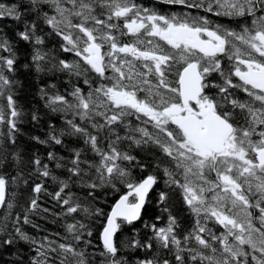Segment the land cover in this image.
<instances>
[{
    "label": "snow or ice",
    "instance_id": "6c2138e0",
    "mask_svg": "<svg viewBox=\"0 0 264 264\" xmlns=\"http://www.w3.org/2000/svg\"><path fill=\"white\" fill-rule=\"evenodd\" d=\"M0 264H264V0H0Z\"/></svg>",
    "mask_w": 264,
    "mask_h": 264
},
{
    "label": "flooded vegetation",
    "instance_id": "af4514ba",
    "mask_svg": "<svg viewBox=\"0 0 264 264\" xmlns=\"http://www.w3.org/2000/svg\"><path fill=\"white\" fill-rule=\"evenodd\" d=\"M148 3H149L148 5H151L153 3H156V0H150Z\"/></svg>",
    "mask_w": 264,
    "mask_h": 264
},
{
    "label": "trees",
    "instance_id": "16d2710c",
    "mask_svg": "<svg viewBox=\"0 0 264 264\" xmlns=\"http://www.w3.org/2000/svg\"><path fill=\"white\" fill-rule=\"evenodd\" d=\"M148 1H149V0H144L145 3L149 4Z\"/></svg>",
    "mask_w": 264,
    "mask_h": 264
},
{
    "label": "rangeland",
    "instance_id": "374dc122",
    "mask_svg": "<svg viewBox=\"0 0 264 264\" xmlns=\"http://www.w3.org/2000/svg\"><path fill=\"white\" fill-rule=\"evenodd\" d=\"M150 1V0H149Z\"/></svg>",
    "mask_w": 264,
    "mask_h": 264
}]
</instances>
